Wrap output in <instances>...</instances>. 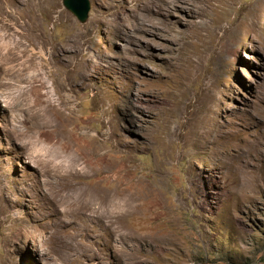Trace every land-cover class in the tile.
Instances as JSON below:
<instances>
[{
  "label": "rangeland",
  "instance_id": "1",
  "mask_svg": "<svg viewBox=\"0 0 264 264\" xmlns=\"http://www.w3.org/2000/svg\"><path fill=\"white\" fill-rule=\"evenodd\" d=\"M88 1L0 0V264H264V0Z\"/></svg>",
  "mask_w": 264,
  "mask_h": 264
},
{
  "label": "bare ground",
  "instance_id": "2",
  "mask_svg": "<svg viewBox=\"0 0 264 264\" xmlns=\"http://www.w3.org/2000/svg\"><path fill=\"white\" fill-rule=\"evenodd\" d=\"M21 14V12H20ZM35 17V16H34ZM6 36V35H5ZM8 37V36H7ZM0 39H2V36H0ZM13 40V39H12ZM11 40V42H12ZM1 41V40H0ZM6 42V41H5ZM0 45V47L2 48L3 51L8 52L9 48L6 46V44H4V42ZM18 44V43H17ZM13 45V44H12ZM14 46V45H13ZM16 46V45H15ZM11 47V46H10ZM13 48V47H11ZM16 49V48H15ZM18 49V48H17ZM1 50V49H0ZM12 50V49H10ZM15 51V50H14ZM26 51V50H25ZM11 52V51H10ZM16 52V51H15ZM24 52V51H23ZM22 52V53H23ZM13 53V51H12ZM20 53V52H18ZM21 53V54H22ZM25 55V54H24ZM5 56V55H4ZM10 56V54H9ZM16 56V55H15ZM13 56L11 59H14ZM2 58V57H1ZM6 58V56H5ZM4 58V59H5ZM10 58V57H9ZM17 58V57H16ZM2 61V60H1ZM5 61V60H4ZM3 62V61H2ZM1 64V63H0ZM4 64V63H3ZM2 65V64H1ZM28 66V65H27ZM42 66V65H41ZM1 69V68H0ZM39 158V157H38ZM66 163V162H65ZM64 163V164H65ZM63 164V163H62ZM46 165V164H45ZM67 165V164H66ZM69 166V164H68ZM67 167V166H66ZM69 168V167H68ZM66 171V170H65ZM68 173V171L66 172ZM51 174V173H50ZM70 174V173H68ZM66 175V174H65ZM74 175V174H73ZM64 178V177H63ZM70 178V177H69ZM64 180V179H63ZM66 182V181H65ZM71 182V180H70ZM84 195L83 197H80L78 195H76L75 198H72V196L70 197L72 199V203H69L68 206L72 209L73 212H76L77 210H81L84 214L87 213L88 215H93L98 219V223L101 226V228L104 230L105 233L114 236L116 239L119 238L120 234L118 231V225L120 223H118V221L121 218V212H119V205L117 204H112L113 207V211H109L107 208H103L99 202V200H97L95 198V196L92 194V192L86 190L83 191ZM96 193V191H94ZM69 194H67L68 197ZM105 200H107V198H105ZM86 216V215H85ZM115 225V226H113ZM109 235H107L109 237ZM116 242V241H115Z\"/></svg>",
  "mask_w": 264,
  "mask_h": 264
},
{
  "label": "water",
  "instance_id": "3",
  "mask_svg": "<svg viewBox=\"0 0 264 264\" xmlns=\"http://www.w3.org/2000/svg\"><path fill=\"white\" fill-rule=\"evenodd\" d=\"M62 4L79 22L84 23L87 20L90 8L88 0H62Z\"/></svg>",
  "mask_w": 264,
  "mask_h": 264
}]
</instances>
